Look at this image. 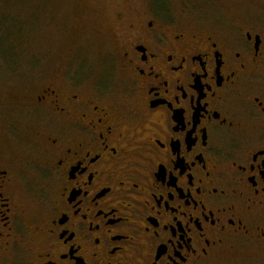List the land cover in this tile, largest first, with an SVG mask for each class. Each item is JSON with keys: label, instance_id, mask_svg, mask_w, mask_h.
Wrapping results in <instances>:
<instances>
[{"label": "flooded vegetation", "instance_id": "1", "mask_svg": "<svg viewBox=\"0 0 264 264\" xmlns=\"http://www.w3.org/2000/svg\"><path fill=\"white\" fill-rule=\"evenodd\" d=\"M221 11L119 12L106 67L0 102V264H211L264 245V0Z\"/></svg>", "mask_w": 264, "mask_h": 264}, {"label": "rangeland", "instance_id": "2", "mask_svg": "<svg viewBox=\"0 0 264 264\" xmlns=\"http://www.w3.org/2000/svg\"><path fill=\"white\" fill-rule=\"evenodd\" d=\"M229 0H0V102L27 103L57 72L96 69L118 55V13L148 4L183 24L223 18ZM0 103V105H1ZM211 264H264V245H243Z\"/></svg>", "mask_w": 264, "mask_h": 264}]
</instances>
